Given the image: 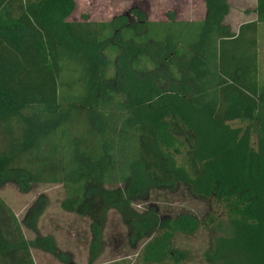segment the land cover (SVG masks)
<instances>
[{"label": "trees", "instance_id": "obj_1", "mask_svg": "<svg viewBox=\"0 0 264 264\" xmlns=\"http://www.w3.org/2000/svg\"><path fill=\"white\" fill-rule=\"evenodd\" d=\"M204 2L201 21L138 7L93 21L69 19L76 0H0V185L62 184L63 210L90 221L87 264L110 210L142 263L185 264L176 236L208 225L135 207L179 184L220 209L209 264H264V0L236 32L229 0ZM48 205L39 196L20 222L0 197V264H36L33 247L70 263L40 234Z\"/></svg>", "mask_w": 264, "mask_h": 264}, {"label": "rangeland", "instance_id": "obj_2", "mask_svg": "<svg viewBox=\"0 0 264 264\" xmlns=\"http://www.w3.org/2000/svg\"><path fill=\"white\" fill-rule=\"evenodd\" d=\"M255 2L256 0H231L230 12L224 23L236 32L243 23L255 20ZM132 7L144 10L150 21H167L168 13L172 11L176 14L177 20H185L188 11H194L196 17L200 18L202 17L200 12L203 10L201 0H76V7L69 19L109 21ZM260 57L261 71L264 74V35L261 40ZM249 123L252 124L250 121L232 122L234 126L242 127ZM256 139V135L253 134L254 144ZM186 150L185 145L182 155L186 154ZM182 155L179 157L180 162L184 160ZM41 195L48 197L49 205L39 222L40 234L53 235L59 250L68 254L71 261L66 263L48 252L33 247L31 252L35 263L87 264L92 240L90 221L63 210L61 204L67 194L62 184H34L27 193L20 192L14 183L0 185V197L12 208L20 222L33 202ZM150 204L157 205L162 215L175 217L181 213H192L208 225L194 235L178 234L175 246L189 253V259L185 264H209L205 253L211 250L216 236L210 220L220 212L215 202L200 198L193 194L187 185L179 184L175 191L154 190L149 201L137 203L135 207L143 210ZM22 228L28 239L33 240L36 237L23 225ZM126 234L127 227L122 218L116 211L110 210L105 223L104 248L95 264H144L138 255L139 250L129 247Z\"/></svg>", "mask_w": 264, "mask_h": 264}, {"label": "crops", "instance_id": "obj_3", "mask_svg": "<svg viewBox=\"0 0 264 264\" xmlns=\"http://www.w3.org/2000/svg\"><path fill=\"white\" fill-rule=\"evenodd\" d=\"M202 1V4H203V10L200 12V15L202 16V17H200V18H198V17H196L197 16V14L194 12V11H192V12H190V11H188V17L185 19V20H182V21H201V20H203L204 18H205V16H206V5H205V2H204V0H201ZM231 3V0H229V4ZM256 3V2H255ZM230 12V11H229ZM228 16V15H227ZM226 16V17H227ZM72 20H75V19H72ZM253 21V20H252Z\"/></svg>", "mask_w": 264, "mask_h": 264}]
</instances>
